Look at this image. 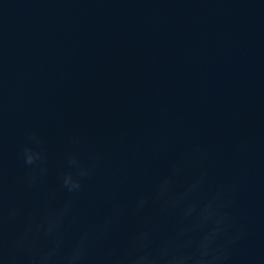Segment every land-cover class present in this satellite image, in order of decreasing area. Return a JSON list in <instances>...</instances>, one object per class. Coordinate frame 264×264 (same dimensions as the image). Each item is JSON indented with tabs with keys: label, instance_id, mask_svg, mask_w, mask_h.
Wrapping results in <instances>:
<instances>
[{
	"label": "water",
	"instance_id": "water-1",
	"mask_svg": "<svg viewBox=\"0 0 264 264\" xmlns=\"http://www.w3.org/2000/svg\"><path fill=\"white\" fill-rule=\"evenodd\" d=\"M0 264H264V0H0Z\"/></svg>",
	"mask_w": 264,
	"mask_h": 264
},
{
	"label": "clouds",
	"instance_id": "clouds-1",
	"mask_svg": "<svg viewBox=\"0 0 264 264\" xmlns=\"http://www.w3.org/2000/svg\"><path fill=\"white\" fill-rule=\"evenodd\" d=\"M24 162L26 165H32L36 160L40 158V153L29 148L25 147L23 150ZM69 163L75 165L77 162L74 157H69ZM86 174V171L80 169L78 175L83 176ZM62 183L68 191H76L80 188V181L76 176H73L72 173H65L62 177Z\"/></svg>",
	"mask_w": 264,
	"mask_h": 264
}]
</instances>
